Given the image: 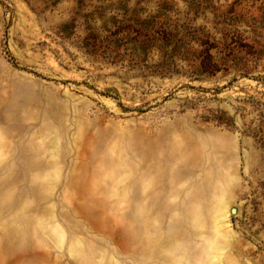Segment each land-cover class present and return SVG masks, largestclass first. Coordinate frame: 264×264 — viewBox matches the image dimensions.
<instances>
[{"label":"rangeland","instance_id":"1","mask_svg":"<svg viewBox=\"0 0 264 264\" xmlns=\"http://www.w3.org/2000/svg\"><path fill=\"white\" fill-rule=\"evenodd\" d=\"M0 264H264V0H0Z\"/></svg>","mask_w":264,"mask_h":264}]
</instances>
